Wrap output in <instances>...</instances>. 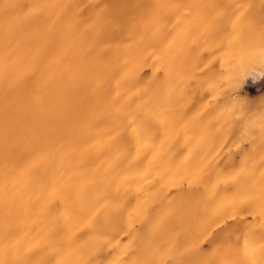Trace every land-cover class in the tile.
<instances>
[{"label":"rangeland","instance_id":"rangeland-1","mask_svg":"<svg viewBox=\"0 0 264 264\" xmlns=\"http://www.w3.org/2000/svg\"><path fill=\"white\" fill-rule=\"evenodd\" d=\"M262 75L264 0H0V264H264Z\"/></svg>","mask_w":264,"mask_h":264},{"label":"bare ground","instance_id":"bare-ground-1","mask_svg":"<svg viewBox=\"0 0 264 264\" xmlns=\"http://www.w3.org/2000/svg\"><path fill=\"white\" fill-rule=\"evenodd\" d=\"M255 78V77H254ZM252 80V79H251ZM253 82V81H252Z\"/></svg>","mask_w":264,"mask_h":264},{"label":"clouds","instance_id":"clouds-1","mask_svg":"<svg viewBox=\"0 0 264 264\" xmlns=\"http://www.w3.org/2000/svg\"><path fill=\"white\" fill-rule=\"evenodd\" d=\"M262 76H264V75H262Z\"/></svg>","mask_w":264,"mask_h":264}]
</instances>
